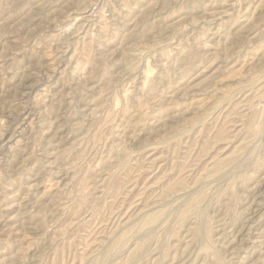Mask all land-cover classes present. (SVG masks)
I'll list each match as a JSON object with an SVG mask.
<instances>
[{
	"label": "rangeland",
	"instance_id": "obj_1",
	"mask_svg": "<svg viewBox=\"0 0 264 264\" xmlns=\"http://www.w3.org/2000/svg\"><path fill=\"white\" fill-rule=\"evenodd\" d=\"M0 264H264V0H0Z\"/></svg>",
	"mask_w": 264,
	"mask_h": 264
}]
</instances>
